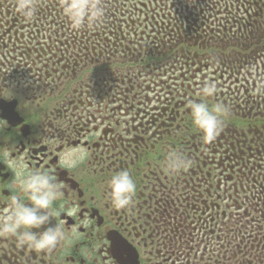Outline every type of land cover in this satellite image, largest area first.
<instances>
[{
  "label": "flooded vegetation",
  "instance_id": "af4514ba",
  "mask_svg": "<svg viewBox=\"0 0 264 264\" xmlns=\"http://www.w3.org/2000/svg\"><path fill=\"white\" fill-rule=\"evenodd\" d=\"M34 5L0 0V221L51 174L60 239H0V264H264V0H99L79 28L62 0ZM193 102L228 111L212 143Z\"/></svg>",
  "mask_w": 264,
  "mask_h": 264
},
{
  "label": "clouds",
  "instance_id": "9594fccd",
  "mask_svg": "<svg viewBox=\"0 0 264 264\" xmlns=\"http://www.w3.org/2000/svg\"><path fill=\"white\" fill-rule=\"evenodd\" d=\"M17 9L28 20L34 10V0H16ZM63 12L71 22L73 28L81 27L85 16L90 21L99 20L102 9L99 0H62ZM215 89L206 86L205 96H211ZM191 116L194 126L202 133L206 144L212 143L222 130L223 118L228 111L221 105L209 107L201 103H191ZM183 161L177 156H170L168 167L172 171L183 167ZM110 195L112 206L117 210L127 209L133 200L136 186L127 172L114 174L110 181ZM21 191L27 195L28 203H22L13 195L10 200V215L0 221V239L15 238L21 247L40 252L54 247L60 239V232L56 225L47 226L52 220V207L58 198L60 190L55 177L51 174L29 173L22 182ZM43 228V231H39ZM36 230V231H33Z\"/></svg>",
  "mask_w": 264,
  "mask_h": 264
}]
</instances>
